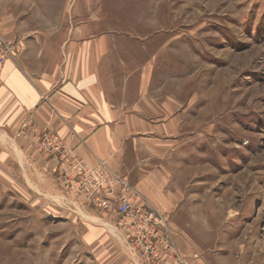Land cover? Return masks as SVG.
<instances>
[{"label":"rangeland","instance_id":"rangeland-1","mask_svg":"<svg viewBox=\"0 0 264 264\" xmlns=\"http://www.w3.org/2000/svg\"><path fill=\"white\" fill-rule=\"evenodd\" d=\"M151 3L152 23L136 20L158 49L155 99L180 117L160 143L186 190L178 227L202 237V264H264V0ZM15 181L0 162V264H104L112 246L127 253L91 206L57 208Z\"/></svg>","mask_w":264,"mask_h":264},{"label":"crops","instance_id":"crops-1","mask_svg":"<svg viewBox=\"0 0 264 264\" xmlns=\"http://www.w3.org/2000/svg\"><path fill=\"white\" fill-rule=\"evenodd\" d=\"M152 1L0 0V32L22 44L18 58L0 65V162L21 192L78 208L84 201L69 154L93 167L105 161L127 177L137 203L149 202L178 227L186 190L160 143L180 117L155 99L158 49L152 28L136 20L152 23ZM45 128L57 132L66 157L39 150L36 134ZM180 230L175 241L188 264H202V237ZM120 247L104 264H137Z\"/></svg>","mask_w":264,"mask_h":264},{"label":"built area","instance_id":"built-area-1","mask_svg":"<svg viewBox=\"0 0 264 264\" xmlns=\"http://www.w3.org/2000/svg\"><path fill=\"white\" fill-rule=\"evenodd\" d=\"M21 50L20 42L9 40L0 32V65L18 58ZM36 143L42 152L60 157L68 155L54 130L39 131ZM68 157L81 200L112 223L125 250L137 264H188L187 256L176 244L169 214L149 202L137 203V192L127 177L112 172L105 161L93 167L77 156Z\"/></svg>","mask_w":264,"mask_h":264},{"label":"bare ground","instance_id":"bare-ground-1","mask_svg":"<svg viewBox=\"0 0 264 264\" xmlns=\"http://www.w3.org/2000/svg\"><path fill=\"white\" fill-rule=\"evenodd\" d=\"M4 145V144H3Z\"/></svg>","mask_w":264,"mask_h":264}]
</instances>
